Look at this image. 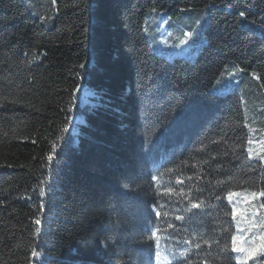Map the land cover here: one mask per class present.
I'll use <instances>...</instances> for the list:
<instances>
[{"label":"trees","instance_id":"1","mask_svg":"<svg viewBox=\"0 0 264 264\" xmlns=\"http://www.w3.org/2000/svg\"><path fill=\"white\" fill-rule=\"evenodd\" d=\"M263 113L264 0H0V264H227Z\"/></svg>","mask_w":264,"mask_h":264},{"label":"rangeland","instance_id":"2","mask_svg":"<svg viewBox=\"0 0 264 264\" xmlns=\"http://www.w3.org/2000/svg\"><path fill=\"white\" fill-rule=\"evenodd\" d=\"M163 16H159L156 23H154L153 17H150L148 26L145 29V34L148 37L150 47L152 51L161 57L166 58L169 61L175 58H182L187 60H193L197 55L201 45L203 43V27L206 23H203L193 33H189V36L185 34L176 25H170L168 18L162 19ZM165 18V17H163ZM172 23V22H171ZM181 40L186 41L181 43ZM231 88V86H229ZM225 88L228 91L230 88ZM216 91V90H214ZM221 93L220 91H216ZM262 114L260 120V127L252 134L261 135L264 131V119ZM261 132V133H257ZM260 138V137H259ZM248 155L254 161L264 162V139L258 142L250 143L248 148ZM239 195H233L231 201L227 202L231 205L232 209L235 208L233 214L236 235L242 236L245 241L252 240L253 236H256V242L259 243V236L264 234V228L255 227L251 231H248L249 222L260 225L264 224V206L262 205V196L260 193L254 192H238ZM236 256L238 255L235 253ZM249 261V264H252ZM162 264V263H161Z\"/></svg>","mask_w":264,"mask_h":264},{"label":"snow or ice","instance_id":"3","mask_svg":"<svg viewBox=\"0 0 264 264\" xmlns=\"http://www.w3.org/2000/svg\"><path fill=\"white\" fill-rule=\"evenodd\" d=\"M53 3H55V0H53ZM153 11H155L153 9ZM239 16L241 19H246L245 12L241 11L239 13ZM254 23V22H253ZM186 36L190 37L189 33L185 34ZM186 41L181 40V43H185ZM82 67V66H81ZM69 111H71V108H69ZM48 160H52V156H48ZM153 179H156V177H153ZM179 182V181H178ZM170 191V190H169ZM44 194L43 192L41 193ZM233 195H239L238 193H232L229 192L227 194V198L229 201H231ZM261 196H264V192L260 193ZM43 207V206H42ZM192 208L199 207L198 204H192ZM233 214L235 213V208L232 209ZM159 215V213H157ZM177 220L182 219V217L177 216ZM37 223H40L39 220L36 221ZM249 228L248 231H251L252 228L260 227L264 228V224H254L249 222ZM37 232H39V229H37ZM155 235V233H153ZM230 244L228 241H224L223 247H220V242L217 241V248H218V256L221 257L223 261H226L227 264H249V261H252L253 264H264V234L259 236V243L256 242V236L254 235L252 240L245 241L242 239V236L237 235H231L230 233ZM196 247L199 248V243L196 244ZM186 251V250H185ZM231 253H237L238 255L233 257ZM185 253H181V255H184ZM32 255L38 256L39 254L33 250Z\"/></svg>","mask_w":264,"mask_h":264},{"label":"bare ground","instance_id":"4","mask_svg":"<svg viewBox=\"0 0 264 264\" xmlns=\"http://www.w3.org/2000/svg\"><path fill=\"white\" fill-rule=\"evenodd\" d=\"M162 259V258H161ZM165 260V259H164ZM163 262V261H162ZM161 263V262H160Z\"/></svg>","mask_w":264,"mask_h":264}]
</instances>
